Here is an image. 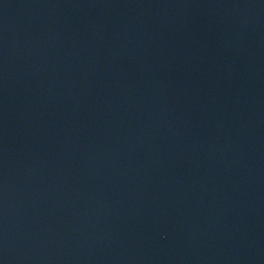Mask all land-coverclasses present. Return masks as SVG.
<instances>
[{
  "label": "water",
  "instance_id": "95a60500",
  "mask_svg": "<svg viewBox=\"0 0 264 264\" xmlns=\"http://www.w3.org/2000/svg\"><path fill=\"white\" fill-rule=\"evenodd\" d=\"M0 264H264V0H0Z\"/></svg>",
  "mask_w": 264,
  "mask_h": 264
}]
</instances>
